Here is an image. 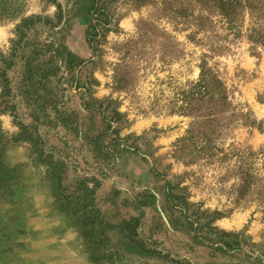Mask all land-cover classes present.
Masks as SVG:
<instances>
[{
    "label": "rangeland",
    "instance_id": "374dc122",
    "mask_svg": "<svg viewBox=\"0 0 264 264\" xmlns=\"http://www.w3.org/2000/svg\"><path fill=\"white\" fill-rule=\"evenodd\" d=\"M7 1L0 264H264V47L193 0Z\"/></svg>",
    "mask_w": 264,
    "mask_h": 264
},
{
    "label": "trees",
    "instance_id": "16d2710c",
    "mask_svg": "<svg viewBox=\"0 0 264 264\" xmlns=\"http://www.w3.org/2000/svg\"><path fill=\"white\" fill-rule=\"evenodd\" d=\"M196 6H200L203 9L214 11L219 16V22L229 32L234 29H238L240 35L245 30L247 39L252 43L253 48L264 47V0H193ZM194 9L179 11V16H184L187 20H193L196 17L194 15ZM18 16L17 10L8 3L7 0H0V22L14 21ZM244 23H247L244 26ZM33 22L24 19L19 26H17L16 35L17 40L12 41V52L10 57H14L16 49L28 36L29 30ZM25 45V44H24ZM27 65H23V85L22 88H28L36 85L32 83L33 78L37 76V73H33L27 70ZM11 66H8L10 68ZM1 71V68H0ZM6 71L4 70L0 75V82L3 86V93L0 94V99L4 96H9L11 88L9 87L8 80H1ZM29 73V75H28ZM27 82V84H26ZM0 83V84H1ZM205 84V83H204ZM29 88L27 95L30 94ZM203 87V86H201ZM32 95V94H30ZM2 103L0 102V106ZM1 114V111H0ZM240 158H242L240 156ZM226 159V157H225ZM244 166V165H242ZM261 170L264 171V152L258 154L255 160L250 161L245 167V172L241 173L242 181L236 189V193L239 196L254 195L257 200H260L259 205H264V174L261 175ZM216 243L220 246L215 247L216 250H220L223 253L230 252L232 250H240L244 243V238L232 234H219L216 236Z\"/></svg>",
    "mask_w": 264,
    "mask_h": 264
}]
</instances>
